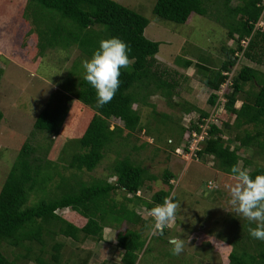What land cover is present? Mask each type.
Masks as SVG:
<instances>
[{"label": "trees", "instance_id": "trees-1", "mask_svg": "<svg viewBox=\"0 0 264 264\" xmlns=\"http://www.w3.org/2000/svg\"><path fill=\"white\" fill-rule=\"evenodd\" d=\"M214 3L212 0H157L153 13L162 20L181 25H185L194 14L214 18L225 29L228 41L238 42L245 37H252L244 58L264 66V31H255L252 34L255 24L262 20V0H240L236 6L231 5V0H217L215 6ZM44 10L54 13L56 20L52 18L51 21L48 18L49 21H41L40 19L48 15L39 14ZM32 11L33 16L28 17L31 23L28 34L31 30L37 33L38 56L43 57L47 49L56 46L74 47L82 56L76 60L74 69L68 73L69 79L63 83L62 88L92 110L93 115L65 167L76 172L91 173L104 159L110 146L125 145L124 142L131 136L146 130L134 105L153 108L149 99L156 95L171 100L176 94L177 84L171 79L168 68L162 65L163 62L160 64L156 57L160 43L145 36L148 19L136 11L113 0H28L22 16L25 17ZM40 24L47 28L42 29ZM112 37H118L128 45L130 64L120 68V84L112 100L103 107H98L96 90L84 79L82 62L92 58L101 40ZM256 47L260 51L255 50ZM220 51L224 59L217 69L206 66L209 62L203 56L194 63L181 58L175 60L184 69L196 67L202 84L208 89L209 109L205 111L193 105L183 107L185 113L198 114L197 120L191 121L188 127L165 117L161 120L163 125L168 124L167 131L178 129L177 142L172 144L171 139L166 142L172 151L181 147V140L187 143L192 132H202L201 126L205 125L212 109L218 104L217 92L227 80L224 73H230L232 67L242 62L234 57L233 49L222 46ZM2 61L4 60L0 55V63ZM236 70L230 80L231 86L223 95V109L219 115H215L220 123H209L207 135L200 143L196 157L198 160L211 158L220 172L231 177L232 167L239 166L242 161L241 168L251 167L248 172L255 178L256 175L264 174V166L256 165L253 159L256 155L264 156V72L244 64L237 72ZM2 74L3 69L0 67V90ZM238 101L241 104L236 108ZM64 113L65 108L60 107L57 110L41 111L34 122V131L50 136L57 135ZM2 119L0 109V122ZM111 119L121 121L122 126H111ZM125 132L127 133L124 135ZM233 143L238 145L232 149L230 145ZM186 148L187 145L184 151H187ZM49 149L50 145L43 147L25 142L0 189V264H13L4 255L3 245L20 249L23 244L28 243L31 248L26 253V260H33L36 264H61L64 245L59 241L50 248L49 259L43 258L49 252V236L60 235L73 241L82 238L99 241L105 227L117 231L119 264H140V256L147 253L141 229L147 227V219L151 218H143L136 212V206L140 204L150 212L152 207L162 203L163 198L172 193L170 179L173 175L165 171L163 182L167 189L154 192L147 201L140 194L151 188L148 183H155L158 178L142 162H136L129 155L119 157L118 152L109 173V177L114 178L113 182L106 178L87 183L61 177L55 196L49 199L43 197L34 206H29L28 199L40 183L39 178ZM241 149H250L253 152L249 158L241 159L238 153ZM117 191L125 194L126 204L115 198ZM65 208L84 217L87 220L84 227L77 228L56 214V211ZM238 220L236 217L233 221ZM122 223L133 226L140 224L141 229L133 227L121 230ZM243 223L246 225L244 229L236 232L235 239L229 241L231 251L228 264H264V241L249 235V227H255L256 224L250 225L246 219ZM48 230L53 232L48 234ZM165 234L167 231L164 229V234L158 236L163 237ZM37 247L43 254H37L33 258L32 250ZM71 262L74 260L67 261L69 264ZM80 264H88V258Z\"/></svg>", "mask_w": 264, "mask_h": 264}, {"label": "rangeland", "instance_id": "rangeland-1", "mask_svg": "<svg viewBox=\"0 0 264 264\" xmlns=\"http://www.w3.org/2000/svg\"><path fill=\"white\" fill-rule=\"evenodd\" d=\"M113 1L148 19L149 25L145 29V36L151 41L160 43L156 57L160 64L163 62L162 65L168 68L171 79L177 84L173 99L156 95L149 99L153 108L134 105L140 113L141 122L146 130L131 136L127 142H124L125 145L110 146L104 159L91 173L66 169L65 166L77 149L79 139L93 115L92 110L62 88L63 83L69 79L68 73L71 69L73 71L76 60L82 56L70 46L52 47L47 49L45 54L43 53V57L38 56L37 33L31 30L28 34L31 24L29 18L34 12L22 16L23 20H21V10L25 9L28 0H0V25H9L7 33L2 31L3 29L0 31L3 49L7 52L5 54H8L7 59L2 56L4 61L0 63L3 69L0 90V109L3 114L0 122V189L25 142L43 147L50 145L39 178L40 183L28 199L29 206H34L43 197L49 199L55 196L61 177L79 179L87 183L106 178L109 182H113L114 178H110L109 173L118 157V152L119 157L129 155L136 162H142L150 173L158 178L155 183H148L151 188L142 191L141 198L149 201L154 192L167 189L163 182V174L169 171L173 175L170 179L172 193H176V201L181 204L177 209L176 221L165 228L167 234L163 237H159L158 234L153 236L150 227L154 221H151L153 219L149 211L140 204H137L136 212L143 218H151L147 219V227L141 229L140 224L134 226L128 223L120 224L121 230L133 227V229H141L147 253L140 256V264H228V255L231 251L229 241H233L236 232L242 231L246 226L243 223L245 218L233 212L229 204L230 187L237 181L234 177L220 172L211 158L199 159L198 162L182 153L172 151L166 142L170 139L172 144L177 142L178 129L167 131L168 124L163 125L161 120L165 117L173 122H180L183 127H188L191 121L197 120L198 114L185 113L183 107L193 105L201 110L209 109L208 89L202 84L196 67L184 69L175 60L181 58L194 63L203 56L209 62L206 66L217 69L224 59L220 47L235 49L236 41L232 40L233 43L227 40L225 29L214 18L194 14L188 25H181L162 20L153 13L157 0ZM212 1L215 2V6L217 0ZM238 1L232 0L231 5H236ZM46 13L45 10L39 12V14ZM47 14L40 20L43 22L49 21L48 18H51V21L52 18L56 20L54 13ZM262 20L264 22V14ZM39 27L47 28L44 24H40ZM12 29L17 31L15 32L17 34H12ZM24 29H27V32L18 39V35ZM8 33H11V37H7ZM15 36L17 37L14 42ZM9 38L11 40H8ZM255 50L260 51L259 47ZM242 64L259 71L264 70L262 64L256 65L244 58L236 72ZM59 107L65 108V113L58 134L50 136L35 132L33 125L39 113L43 110H57ZM226 118L228 119V115ZM213 119L216 124L220 123L216 118ZM110 121L111 126H122L119 120ZM180 144V150L183 152L186 143L181 140ZM236 145L238 143H233L230 147L233 149ZM252 152L250 149H241L238 153L243 159L249 158ZM253 159L256 165L264 166V156L256 155ZM238 167H242V161L239 162ZM251 169V167L247 168L248 171ZM216 190L219 191L214 193ZM115 198L122 204L125 203L123 192L117 191ZM58 214L62 213L58 212ZM232 217L239 218L238 223L234 222L235 218L232 220ZM171 236H181L187 241L183 252L179 255H174L171 251L172 246L168 243ZM115 249L105 247L100 255L102 257L96 259L97 263L119 264L120 256L114 255ZM2 251L11 261L21 253L20 249L6 245H3ZM38 254L42 255L43 252L39 250ZM71 256L70 252L64 254V262L72 260L73 256ZM35 257L36 255H33V258ZM43 258L48 260L49 256L43 255ZM18 262L19 260L14 264Z\"/></svg>", "mask_w": 264, "mask_h": 264}, {"label": "clouds", "instance_id": "clouds-1", "mask_svg": "<svg viewBox=\"0 0 264 264\" xmlns=\"http://www.w3.org/2000/svg\"><path fill=\"white\" fill-rule=\"evenodd\" d=\"M129 51L124 41L118 37H112L101 40L92 58L82 62L84 79L96 90L98 107H103L115 95L120 84L118 79L120 68L130 64ZM195 160L199 162L198 158ZM231 174L237 181L230 187L231 209L237 215L244 217L250 225L255 223V227H249V235L264 241V174L252 178L247 169L238 166L232 167ZM175 196V192L171 193L163 198L162 203L150 209L149 215L154 221L150 227L153 235H163L164 229L176 221L177 209L181 207V204L174 199ZM168 243L172 246V253L179 255L183 252L187 241L181 236H171Z\"/></svg>", "mask_w": 264, "mask_h": 264}, {"label": "crops", "instance_id": "crops-1", "mask_svg": "<svg viewBox=\"0 0 264 264\" xmlns=\"http://www.w3.org/2000/svg\"><path fill=\"white\" fill-rule=\"evenodd\" d=\"M239 1H238L237 4H239ZM231 2H232V0H231ZM25 5H26V3H25ZM236 5H234V6H236ZM23 10H21V20H23L22 19L23 18L22 17ZM191 17H190L189 21H187V23L185 25H188L191 22V19H192ZM7 26L9 27V25H4V26L0 25V31L3 29L2 31H6V33H7V30H8ZM15 32H17V31H14V29H12L11 33L12 34H17ZM26 32H27L26 30H24V31L22 30L21 33L18 35V39L21 38ZM11 33H8L7 37L8 36L11 37ZM16 37L17 36L14 37V42H15ZM8 40H11V39L9 38ZM229 41L233 42L232 40H229ZM227 44L230 45L229 43H227ZM3 48H4V45L1 43V40H0V55L7 59L6 56L8 54H5L7 52H5ZM262 72H264V70H262ZM240 104H241V102L238 101L236 103V105H235L236 108H238L240 106ZM212 111H213V109H212ZM212 111H211V113H212ZM58 212H60L62 214H58ZM56 214L60 218H62L63 220L67 221L68 223L74 225L77 228L84 227V225L87 222V220L84 217H82L77 212L72 211L69 208L58 210V211H56ZM51 232H53V231H49L48 230V234H50ZM116 233H117L116 230H114L112 228H106L105 227L103 229L102 233H101V239L99 241H95V240H93L91 238H82L79 241H73L70 238H66V237H63V236H60V235H54L53 237L49 236L48 239H51V240L49 241L50 245L47 248L49 252L46 253V254L49 256L50 252H51L50 248L53 247V245L57 241H59V242H61L64 245V246H62V249H63L62 250V254L64 255V254H67V252H70V254L73 256L72 260H74V262H71L70 264H77V263L80 264V263H82L85 260V258H88V264H98L96 259H99V257H102L100 255L102 254V252H104L105 247L116 248L113 251L114 255H119L120 256V254H119L120 252L117 249L116 244H114L116 242ZM30 246H31V244L28 243V244H23L22 247H20L21 253L19 255H17L16 259H14L12 261L13 264L17 260H19L18 264H36L33 260L30 261V260H26L25 259L26 253L28 252V249L31 248ZM39 250H40L39 247L33 248L31 256L37 255ZM72 260H70V261H72ZM61 264H69V263H67V260H65V262L63 260V263H61Z\"/></svg>", "mask_w": 264, "mask_h": 264}, {"label": "built area", "instance_id": "built-area-1", "mask_svg": "<svg viewBox=\"0 0 264 264\" xmlns=\"http://www.w3.org/2000/svg\"><path fill=\"white\" fill-rule=\"evenodd\" d=\"M264 10V0H262V3L260 4ZM255 31H264V22L260 19L254 27V32L252 34L255 33ZM252 37H245L243 39L238 40L237 42V47L235 48V54L234 57L238 58L239 60H243L244 59V53L245 50L247 49V47L249 46V43L251 41ZM239 64H236L234 67H232L231 72L230 73H224L225 76H227V80L225 81V83L220 87V89L217 92L218 95V104H216V106L214 107L210 118L206 121L205 125H202V132L200 134H198L197 132H192L191 136L188 140V142L185 144L184 148L187 145V151H184L183 148V152L180 149H176V152L178 154L182 153L185 156L190 157L191 159H197L196 157V152L199 151V146L200 143L204 141L206 135H207V129L209 128V123L211 122H215L213 118H215V115L219 112L222 111L224 103H225V99H224V93L226 92L227 88L231 86V77L232 74L235 72V70L237 69Z\"/></svg>", "mask_w": 264, "mask_h": 264}]
</instances>
